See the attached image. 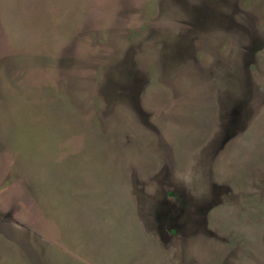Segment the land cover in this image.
Returning <instances> with one entry per match:
<instances>
[{
  "label": "rangeland",
  "instance_id": "374dc122",
  "mask_svg": "<svg viewBox=\"0 0 264 264\" xmlns=\"http://www.w3.org/2000/svg\"><path fill=\"white\" fill-rule=\"evenodd\" d=\"M0 264H264V0H0Z\"/></svg>",
  "mask_w": 264,
  "mask_h": 264
}]
</instances>
